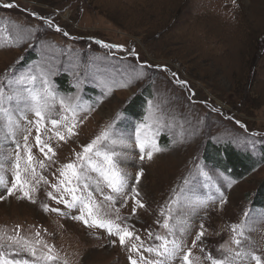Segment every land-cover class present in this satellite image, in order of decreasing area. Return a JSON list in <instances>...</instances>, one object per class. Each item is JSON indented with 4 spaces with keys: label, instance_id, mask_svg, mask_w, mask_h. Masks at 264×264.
Here are the masks:
<instances>
[{
    "label": "rangeland",
    "instance_id": "rangeland-1",
    "mask_svg": "<svg viewBox=\"0 0 264 264\" xmlns=\"http://www.w3.org/2000/svg\"><path fill=\"white\" fill-rule=\"evenodd\" d=\"M7 3L14 7H3ZM247 5L248 0H0V81L31 70L81 106L76 134L66 143L52 139L56 163L42 174L55 183L51 173L75 159L74 153L109 124L117 135L132 137L138 124L147 123L162 151L140 162L139 149L130 143L124 165L132 177L143 168L138 187L146 207L135 216L131 200L120 208L136 234L151 243L147 233L163 231L156 221L174 196L186 209L200 200L203 204L189 214L188 247L203 223L205 253L220 258L221 245L235 248L230 226L247 212L251 230L245 244L264 258V208L252 201L264 180V163L235 179L223 172L225 167L218 169L219 156L213 159L208 150L224 145L258 159L264 147V9L261 20L248 24L243 19ZM38 17L51 19L52 27ZM105 43L123 49L105 48ZM142 94L146 99L137 119L128 108ZM34 136L33 130V144ZM33 154L44 159L36 147ZM6 175L10 183L11 172ZM47 191L53 189L39 186L36 203L17 195L0 200V233L14 234L19 226L21 236L33 239L39 231L54 247L58 264H130L127 246L117 237L73 219L79 212L55 203ZM42 204L67 214L45 212ZM192 253L209 264L199 246Z\"/></svg>",
    "mask_w": 264,
    "mask_h": 264
},
{
    "label": "snow or ice",
    "instance_id": "snow-or-ice-1",
    "mask_svg": "<svg viewBox=\"0 0 264 264\" xmlns=\"http://www.w3.org/2000/svg\"><path fill=\"white\" fill-rule=\"evenodd\" d=\"M3 7L11 8L14 5L7 3ZM38 18L52 27L51 19ZM56 31H61L59 26H56ZM63 34L69 35L67 32ZM103 47L123 49L122 45L106 43ZM132 51L134 53L135 50ZM144 67L142 62L141 69ZM156 67L160 71H168L166 66ZM142 74V71L138 72L135 78L138 79ZM172 76L175 78L176 74L172 73ZM176 83L181 86L187 84L179 79H176ZM57 102L59 111L56 110ZM80 110V104L73 102L72 97L60 96L44 76L38 77L31 70L0 81V188L5 190L0 193V200L17 195L18 199L36 203L34 194L39 186L49 185L53 189L46 193L49 199L63 204L68 210L76 209L79 212L73 219L83 221L89 228L104 229L108 235L117 237L122 247L127 246L130 264H176L177 261L179 264H201V257L193 256L192 249L199 246L201 253H205L203 237L206 230L203 223L195 233L191 247L187 246V237L192 235L193 228L189 214L200 207L203 201L189 202L187 209L175 196L166 202L156 221L163 231L147 233L151 243H146L136 234L134 226L127 223L129 217L120 214V208L127 207L129 200L132 201L131 216H135L138 209L146 207L138 187L143 168L132 177L124 165L129 160L127 149L130 143L134 142L139 149L140 162L145 159L150 161L162 151L149 124H138L132 137L117 135L113 125L109 124L89 143L82 145L80 152L74 153L75 159L60 165L51 173L55 183L42 174L56 163L52 139L66 143L76 134ZM29 114L33 119H28ZM33 130L34 144L30 142ZM8 146H11V150H8ZM33 147L38 148L44 159L36 158ZM9 164L10 169L7 167ZM9 171L12 176L10 183L6 175ZM97 194L102 200L97 199ZM118 201L120 207L116 206ZM221 202H224L223 199ZM42 208L45 212L67 214L59 208H50L48 204H42ZM244 216L245 219L240 223L230 226L231 243L235 248L221 245L223 254L220 258L205 253L203 258L209 264H264V258L245 244L248 239L245 233L251 227L247 221L248 213L245 212ZM18 227L14 234L0 233V264H58L59 257L54 247L42 239L39 231L33 239H29L20 235ZM112 243H117V240Z\"/></svg>",
    "mask_w": 264,
    "mask_h": 264
},
{
    "label": "trees",
    "instance_id": "trees-1",
    "mask_svg": "<svg viewBox=\"0 0 264 264\" xmlns=\"http://www.w3.org/2000/svg\"><path fill=\"white\" fill-rule=\"evenodd\" d=\"M145 99L146 95L144 94L134 97L133 101L130 103L131 105L129 104L130 107L128 108L132 111L128 114L138 119V114L142 111L141 106H144V102L141 100ZM208 150L211 151L213 159H215L217 155L219 156L217 158V162L220 164V166H217L218 169L225 167L226 171L223 172L231 174L235 177V179H242L246 177L249 173L256 169L260 163H264V147L262 148V152L260 151L258 159L252 158L253 156L247 155V153L227 149L224 145L223 147H217L216 149L211 148ZM252 201L255 208H264V180L257 186Z\"/></svg>",
    "mask_w": 264,
    "mask_h": 264
},
{
    "label": "bare ground",
    "instance_id": "bare-ground-1",
    "mask_svg": "<svg viewBox=\"0 0 264 264\" xmlns=\"http://www.w3.org/2000/svg\"><path fill=\"white\" fill-rule=\"evenodd\" d=\"M261 9H264V1H262V0H248V5L245 7V9H243V10H246L245 13L243 14V19L245 21H247L248 24L254 18H256L255 21L261 20V19H259L260 14H261ZM257 18H258V20H257ZM252 23H253L252 25L254 26L255 22L253 21ZM260 23L258 22L257 24H260ZM247 27H249V26H247Z\"/></svg>",
    "mask_w": 264,
    "mask_h": 264
}]
</instances>
